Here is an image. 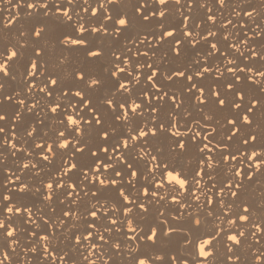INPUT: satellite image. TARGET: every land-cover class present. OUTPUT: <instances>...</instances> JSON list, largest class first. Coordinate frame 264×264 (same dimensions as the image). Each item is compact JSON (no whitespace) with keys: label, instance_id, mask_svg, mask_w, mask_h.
I'll return each mask as SVG.
<instances>
[{"label":"snow or ice","instance_id":"obj_1","mask_svg":"<svg viewBox=\"0 0 264 264\" xmlns=\"http://www.w3.org/2000/svg\"><path fill=\"white\" fill-rule=\"evenodd\" d=\"M215 2L220 9H225L228 0H215ZM78 3H81L83 7L77 11L75 9ZM170 3L172 7L178 6L176 10L182 16L180 24L183 25V30H180L178 26L170 28L165 23L168 19V13L171 11ZM50 4L54 5L56 9L54 12L49 11ZM208 4L209 0H201L198 5L199 9L206 10L204 23L208 25L207 31L201 29L199 33L196 29L200 28V25L194 21L190 23V14L185 15V12L189 13V10L193 8L192 0H188L186 8H184V0L183 2L182 0H138V7L135 8V15L132 18H125V15L117 13L119 18L115 19L109 12L108 6H126V0H99L95 6H93L92 0H43V2L41 0H27L26 3L23 0H17V3L12 6L13 9L17 5L19 8L25 7L28 10L25 12V16H36L37 11L43 9V17L47 18V22L32 25L28 29L27 35L23 30L19 31V36L25 37L26 35V39L23 43L21 40L15 42L18 49L14 50V46L7 47V55L0 51V75L8 77L10 74L9 62L18 57L22 58L25 52L31 49L26 75L21 74L27 85L23 92L25 98H20L21 92H15L11 96L0 95V105L12 102L18 106V110L12 116V126L9 127L8 132H5L4 127H0V136L4 137L0 139V148L7 146L15 156L22 152L23 144L26 143L27 138L31 137L35 142L34 134L37 127L29 128L25 124V120L29 113L34 116L43 114L39 123L45 125L47 122L48 128L49 121H58L63 127L55 130V137L50 138L51 143H49V139H41V142L36 144V147L42 150L38 156L40 160H49V156L45 153H51L53 160L57 156L67 157L69 153L72 157L71 163L69 159L62 161L59 169L62 175L59 178L52 180V182H42L44 187L50 190L45 193L47 199L53 200L57 190L66 187L67 182L64 177L71 180V176L76 172L82 174L81 183L72 185V192L64 191L63 195L66 198H70L75 193L77 197L82 199L89 192L93 197H97V192L108 191L109 189L118 193V203L112 207L111 215H109L108 209H105L101 215H97L104 207L97 197L96 203H93L86 210V227L79 235L73 233L72 252L79 250L82 260L87 261L88 264H94V261L90 259L94 253L99 255V259L95 258L96 260L104 259L101 243L92 244L90 242L93 237L98 242H102L103 245H107L109 241L105 239V234L107 233L109 237L112 236L113 232L120 234L122 227L125 233L123 239L131 241L135 245L134 247H126V251L130 253H136L141 244L156 245L159 243V246L163 248L162 245L170 244L173 241L172 237L176 236L181 237L177 240L176 246L179 256H186L187 253L194 260L199 258L197 264H212L213 248L218 251L220 245L218 237H221L222 234L224 246L229 253H233V245L240 247L241 238L245 237L246 234L245 227L249 231L252 228L256 229L255 232L251 231L249 238L255 237L256 243H260L257 239V233L264 234V227H262L264 226V219L258 223L254 222L250 205L247 202L243 204L237 202L240 199L238 190L243 188V182L245 180L252 181L253 177L264 169V143L261 142L264 138V129L259 124L253 127V121L250 119L254 109H262L260 113L264 114V100H258L253 95H249L248 90L244 87L242 76L247 77L248 83L260 86V93L264 94V70H256L252 66L246 68L240 66L236 61L238 58H242L245 65H249L257 59L264 62V47L259 51L249 47L250 41L264 34V29L253 28V36H249L248 32L244 31L245 38L238 40L240 32L237 34L229 31V25L236 28L233 19L224 18L220 21V26L225 30L222 39L227 43V49L231 51L233 58L228 59L227 63H223V67L220 63L213 64L209 57H216L217 53L224 57L227 52L217 47V42H210V40H216V31L213 26L217 24V15L210 14L213 10ZM0 5H12V0H0ZM61 5H65L63 10H61ZM153 5L156 6V10H151ZM181 8L184 10L181 11ZM100 10H103V16H100ZM233 12H236L235 7ZM254 12L256 11L245 12L244 16H252ZM14 19L15 16L8 21V25ZM133 19L144 28L153 30L137 33L138 40L129 39L119 48L108 47L107 45L109 43L112 45V42L107 41L106 37L122 36L125 31L133 27ZM209 22L211 23L209 24ZM261 23L264 24V20ZM50 24L64 29L55 42L49 39ZM8 25H5L3 17L0 20V32H3ZM108 25L111 27H106ZM244 25L245 23H240V30L244 29ZM190 26L194 30H189ZM157 28L159 30H156ZM201 32H206V34L201 35ZM229 35L234 36V39L230 40ZM30 36L31 40H29ZM44 41H47V44L42 46ZM201 41L208 45L207 54L202 59L194 61L191 67L185 65L183 68L169 69L165 75L164 70L160 69L153 59L156 52L165 44L169 46L166 57L178 59L184 55L186 45L191 44L193 48H196ZM57 44L61 48L59 53L56 52ZM130 44L133 47H130ZM241 45L244 47L241 48ZM141 46H144L146 50H140ZM77 52L83 53L87 65L99 64L102 71L93 73L86 69H73L68 73L70 83H65L61 72H66L71 67L69 56ZM130 53L131 55H129ZM245 53H250V55L246 56ZM50 54L59 71L52 70L49 65L48 57ZM142 57L145 58L143 60L146 62H140ZM66 61H68L67 64ZM132 61H136L135 65ZM210 62L211 66H209ZM145 73L147 74L145 75ZM229 73H231L230 77L234 78L232 81L225 80L223 85L217 83L216 86L207 89L201 86L202 81L206 78L210 77L214 81H221L222 78L229 76ZM158 78L161 82L165 79L169 81L167 87L163 83L158 86L156 82ZM33 79L36 82L30 83L29 81ZM142 79L144 81L142 94L136 96L133 89L141 84ZM108 81L111 82V87L108 86ZM178 83L182 85V88L174 93L171 90L172 86ZM237 85L240 87H236ZM148 86H150L151 91L148 90ZM3 87V84H0V94L3 93ZM106 89L107 91H105ZM194 93L195 95H193ZM94 96H98L97 101H93L92 97ZM29 101L32 102L29 103ZM186 101L191 102L192 107L202 112L209 105L215 109L214 112L204 113L201 119L206 121L205 123L197 122L200 130H203V135L198 130L192 132L188 138L193 144H196L201 153L198 168L193 177L196 184H200L205 178L212 179L213 173L221 164L227 165L229 172H231V178L223 181L222 187L215 194L216 197L222 195L223 199L217 198L213 201L215 205L220 207L221 211L217 213L214 207H209V201L213 200L212 197H207L203 202L204 207H209L207 217L220 219L222 216L227 221L228 226L221 229L220 225H216L215 230H207L204 225L211 223V221L203 213L180 212L178 208L176 211L179 212V215L171 219L158 218L155 225L142 227L138 222H135L136 218L146 216L149 214L151 206L165 199L155 190L156 187H164L163 183L157 181V176L162 179L167 178L165 183L169 185L168 190L177 192V195L181 194V190L186 194L185 198L196 195L193 185L188 183L187 176L183 175L182 172L174 174L176 173L175 168H169V165L159 155H153L152 152L147 151L150 140L165 134L168 139L172 140L168 146L171 152L180 155L187 150L186 142L180 137L188 135L191 129L180 131L182 126L176 119V117H180L182 112H186ZM245 101L248 104L246 108ZM160 102L168 106L169 115L172 119H161L158 112V109L162 107ZM37 109L40 111H36ZM181 109L183 110L181 111ZM85 110H87L86 113ZM224 112H227L228 115L224 117V123L221 125L217 114ZM106 113L111 114L113 121L111 125L106 124ZM85 115L90 119H86ZM6 122V115L0 114V123ZM21 124H24L23 136L17 139L19 136L17 126ZM213 124L225 128L226 139L218 145L213 143V134L218 130L217 127H213ZM173 128H176L177 131L174 132ZM208 128L211 131H204ZM125 129L127 132L124 131ZM92 131H95L97 137L95 147L88 143V137ZM9 136L11 140L8 139ZM15 141H19L21 146L17 147ZM237 142L239 147L233 151L232 145ZM258 142L261 145L259 148L256 147ZM141 144L144 145V153L149 159H145V155L139 154L141 149L139 145ZM70 147L71 151L69 150ZM217 149L220 154L219 161L215 158ZM129 153H135L132 163L128 162L129 156L127 154ZM23 154H27L26 149L23 150ZM77 154L79 157L87 156L91 163L86 168H80ZM4 159L5 157L0 153V164H3ZM137 161L143 162L145 171L149 173L147 177H144L143 172L138 175ZM153 161L156 162L155 171L152 168ZM209 161H213V163H208ZM29 163L31 161L24 164V169L29 168ZM32 167L35 168L36 165L33 164ZM18 169L19 173L23 171L19 166ZM245 170H247L246 176ZM19 173L11 172L6 168L3 169V175L7 179L0 188V208H3L0 230L5 229L6 222L13 217H23V225L36 223L35 212L29 209L26 204L18 203L22 195L33 190L31 185L23 182ZM36 174L33 173V175ZM141 177L148 180L149 183L140 184L142 193L138 190V194L132 196L131 189L140 183ZM196 177H200V179H196ZM81 185L88 191L82 193ZM215 186L214 181L211 185L206 183L201 194L211 191ZM126 187L129 192L128 195L125 194ZM36 191L39 192L40 189H36ZM12 193L18 194L16 202H12ZM149 197L150 199H148ZM153 197H157V199L153 200ZM196 199L199 201V197ZM69 202L75 203L72 200ZM170 203L184 206L183 201L175 197ZM4 204H7V207H3ZM97 204L100 206L97 207ZM188 207L191 208L192 205L188 204ZM233 208L236 210L230 213L229 210ZM257 210L264 214V200L256 204ZM69 214L75 218L76 210L68 207L63 211L60 217L62 225L64 224V217H68ZM159 215L165 217L163 212H160ZM87 217H91V219H87ZM169 220L175 222V226H171ZM98 221L104 222L102 230L101 224L97 223ZM44 223L47 224L48 221L44 220ZM91 229H95L96 233L94 234ZM233 231L238 232V235L232 234ZM27 234L36 237L35 243H32L28 251L35 254L38 247L43 250L41 264H44V261H48V264H57V261L60 264H67L65 259L69 256L67 251L59 256L53 255L51 258L44 255L45 252L49 251V247L41 244L40 241H47L50 245L49 234L38 237L37 232L28 231ZM21 236L20 224H17L16 227L8 224L7 230L0 235V239L12 238L8 243V248L15 252L16 248L19 247V239L14 237ZM137 238H139L140 243H137ZM14 245L16 247H13ZM111 248L118 252L121 245L119 242H113ZM85 249H87V255H83ZM189 249L191 252L187 251ZM193 252L194 255H192ZM24 253L27 255L26 252ZM0 256L3 257L0 259V264H5V261L10 259L3 248H0ZM261 257H264V252L256 256V260ZM151 258L157 262H162L165 259L163 255H153ZM168 259L171 264H177L176 255H170ZM233 259L236 260V258L229 257V261ZM106 261L109 260L106 259ZM142 262L149 264V260L143 258L138 259L136 264H142ZM73 264L76 262L73 261ZM180 264H188V261L181 259Z\"/></svg>","mask_w":264,"mask_h":264},{"label":"bare ground","instance_id":"obj_2","mask_svg":"<svg viewBox=\"0 0 264 264\" xmlns=\"http://www.w3.org/2000/svg\"><path fill=\"white\" fill-rule=\"evenodd\" d=\"M23 2H27V0H23ZM43 2V0H41ZM93 6H95L96 3L99 2V0H92ZM183 2V0H182ZM201 2V0H192L193 8L192 10H189L188 12H185V15L190 14V23L194 21L195 23L200 25V28H197L196 31L199 33L201 29H204L207 31L208 25L204 23L205 19V11L199 9L198 5ZM262 2L264 0H228L227 7L225 9H220L219 6L216 4L215 0H209L208 6L212 8V15H217V24L214 27V30L216 31V40H210V42H217V47H220L222 51H226L227 54L224 57H221L219 53H217L216 57H209V60L212 61L213 64L220 63L221 67H223V63H227L228 59L233 58V54L230 50L227 49V43L223 41L222 37L225 34V30L220 26V21H222L224 18L233 19V23L236 24V28H233L231 25H229V31L231 33H237L240 36L239 39H244L243 32L247 31L249 36H253L254 33L252 31L253 28H257V30L264 29V24L261 23L262 20H264V5H262ZM17 3V0H12V5H0V20L4 17V23L5 25H8V21L12 19V17L15 16V19L12 20V23L4 28L3 32H0V51L4 53V55H7V51L5 50V45L7 47L14 46V50L18 49V45H15V42L17 40H21V42H24V39H26L27 31L29 28L32 27V25H40L47 22V18L43 17V9H39L37 11L36 16H25V12L28 11L25 7L19 8V5L15 9L12 8L13 5ZM188 0H184V8L187 7ZM65 5H61V10H63ZM83 7L81 3H78L76 5L75 10H80ZM138 7V0H126V6L124 5H109V12L113 15V18H119L117 13L125 15V18H132L135 15V8ZM176 7H172L170 3L171 11L168 13V19L165 21L166 25H168L170 28L172 26H178L180 30H183V25L180 24V21L182 20V16L180 12L176 10ZM235 7V11L233 12V8ZM5 8V9H4ZM184 8H181V11L184 10ZM4 9V10H2ZM56 9L54 5H49V11L54 12ZM151 10H156V6L153 5ZM256 12L253 13L252 16H244L245 12L253 11ZM218 12V13H217ZM220 12V13H219ZM100 16H103V10H100ZM145 14H147L145 12ZM245 23L244 29L240 30V23ZM211 22H209L210 24ZM22 27L26 29V35L25 37H20L18 35V32L20 31V28ZM106 27H111V25H108ZM64 29L62 27H58L54 24L49 25V39H51L53 42H55L60 35V32ZM153 29L149 28L146 29L142 25L138 24L135 19H133V27L129 30L125 31L122 36L119 37H106L107 41L112 42V45L109 43L107 46L111 47L113 49L119 48L124 43L127 42L129 39H137L138 35L137 33H143L145 31H151ZM156 30H159L158 28ZM174 31L176 29H173ZM189 30H194L191 26ZM24 31V30H23ZM52 33L55 35L53 36ZM178 34V32H177ZM206 34V32H201V35ZM11 35L13 36L11 40H2L3 36ZM8 37V36H7ZM9 39V38H8ZM31 36L29 37V40H31ZM229 39H234V36L229 35ZM238 42V41H237ZM45 45V42H42V46ZM130 47H133V45H129ZM27 47V46H26ZM168 45L165 44L164 46H161L159 51L156 52L155 57L153 59L156 61V65L164 70L165 75L167 73V70L173 69V68H183L185 65H188L189 67L192 66V63L196 60L202 59L208 51V45L201 41L199 45H197L196 48H193L191 44L186 45L184 55L178 59H172L171 57H166V53L168 50ZM244 45H241V48H243ZM249 47L256 48L258 51L264 47V34H262L260 37H257L250 41ZM140 50H146L144 46H141ZM24 51V50H20ZM61 51L60 46L57 44L56 52L59 53ZM111 51V50H109ZM31 49H28L27 52L22 56V58L14 59L13 61L9 62L10 69H9V76L3 77L0 75V84H3V93L0 95H13L15 92H21L20 98H25L23 95L24 89L27 87L26 83L23 80V76L26 75L27 72V66H28V56L30 55ZM68 55V54H65ZM131 55V53L129 54ZM246 56L250 55V53H245ZM145 58H141L140 62H146L143 60ZM49 65L52 67V70L59 71L58 68L55 67L54 59L51 57V54L48 57ZM69 60L71 61V67L67 69L66 72H61L62 79L65 83H70V80L68 79V73H70L73 69H86L88 71H91L93 73H99L102 71L99 64L97 65H87L85 63L84 55L83 53H73L69 56ZM68 61H66V64ZM119 63V62H117ZM133 65H135L136 61H132ZM236 63H238L240 66L249 67L252 66L256 70H264V62L259 61V59L252 61L251 64L245 65L242 62V58H238ZM121 66H123L121 64ZM211 66V62L209 64ZM155 67V65H154ZM133 74L135 75V71L133 69ZM147 73H145L146 75ZM229 76H226L225 78H222L221 81H214L210 77L206 78V80L202 81L201 86L205 89L216 86L217 83L220 85H223L225 80L232 81L234 78L230 77L231 73L228 74ZM12 77H15V79H12ZM130 80V78H128ZM244 80V87L248 90V93L250 96H254V98L258 100H264V94L260 93V86L250 84L247 82V77H243ZM30 83H35V79L32 81H29ZM158 86L163 83L165 87L169 84V81L166 79L162 82L158 78L157 81ZM108 86L111 87V82L108 81ZM144 81L141 80V84L138 85L135 89H133L134 94L136 93V96H141L142 94V85ZM236 87H240L237 85ZM182 88V85L179 83L172 86V91L178 92ZM148 90L151 91L150 86H148ZM154 90V89H153ZM219 90V89H218ZM107 91V89L105 90ZM195 95V93L193 94ZM234 95V93H232ZM39 98V97H38ZM93 101L98 100V96L92 97ZM32 101H29V103ZM139 102V101H138ZM43 103V102H42ZM162 107L158 109V112L161 116V119H172V117L169 115V108L166 105L167 101L164 104L163 102H160ZM248 106L247 101H245V108ZM185 108L186 112H182L180 117H176L177 120H179L180 131H184L186 129H191L190 132H188V135H182L180 138L184 140L187 144V150L183 151L182 154L177 155L176 153H173L169 150V145L172 143L171 139H168L166 134L160 135L156 138H153L150 140L149 145L147 147V151L152 152L153 155H159L161 159H163L168 165L169 168H175L176 173H181L188 177V183L192 184L195 189V196H186V194L181 190V194L177 195V192L169 191V185L165 183V179H162L161 177L157 176V181L159 183H163L164 187H156V191L165 197L163 201H160L158 204H154L149 209V214L143 217H137L135 222H138L142 227L147 225H155L158 222L159 219H171L172 217L179 215V212L176 211V209L179 208L180 212H195V213H203L205 217H207V213L209 212V207H214L216 209V212L219 213L221 211L220 207L218 205H215L213 201L217 198L223 199V196L216 197V193L219 191V189L222 187V182L226 179L231 178V172L228 170V166L225 164H221L220 167L216 169V171L213 173L212 179L202 180L200 184H196L195 180H193V177L195 176V172L198 168V162L201 158V153L199 152L198 147L196 144H193L189 140V136L192 134V132L200 130L199 123H205L206 121L202 120L201 118L204 116L205 112H214L215 109L209 105L208 108H206L203 112L192 107L191 102L186 101L185 102ZM18 110V106L15 105L12 102H7L3 105H0V114L6 115V123H0V127L5 128V132H8L9 127L12 126V116L14 115L15 111ZM183 109H181L182 111ZM36 111H40V109H37ZM262 109H254L253 114L250 116V119L253 121V127H256L257 124L260 125L262 129H264V114L260 113ZM87 110H85V113ZM84 115V114H82ZM228 113H218L217 118L220 120V124L223 125L224 123V117L227 116ZM43 118V114L40 116H34L31 115V113L27 114L25 124L29 128L37 127V131L34 134V137L36 139L35 142H33L32 138L29 137L26 140V143L23 144L22 152L17 153L15 156H13L12 152L7 148V146H4L0 148V153L3 154L5 157L3 164H0V188H2V185L4 181L7 179L6 176L3 175V169H8L11 172L19 173V168L23 169L22 172L19 174L21 175V178L25 184L31 185L33 187V190L31 192H28L27 194L22 195L18 203L26 204L29 209L35 212L34 219L36 220L35 224H29V225H23L22 220L23 217H13L11 220H8L6 222L5 229L0 230V235H2L3 232L7 230L8 224H11L13 227H16L17 224H20L21 226V237H14L19 239V247L16 248L15 252H13L11 249L8 248V243L10 242V239H0V248H3V250L9 255V260L5 261V264H41V260L43 257V250L42 248L38 247V250L35 254L28 251V248L32 246V243H35L36 237L34 236H28V231L37 232V237L39 235L49 234V239L51 240V244L48 245L47 241L41 240V244H45L49 247V251L45 252L44 255L51 256L53 255H61L63 252L67 251L69 252V256H67L65 259L67 261V264H73V261L76 262V264H88L87 261L82 260L81 252L77 250L76 252H72V240L74 237L73 233H76L79 235L84 228L86 227L85 223V217H86V210L93 204L96 203V198L99 197L100 204H103L104 207L101 208L100 213L97 215H101L105 209L109 210V215H111V209L112 207L116 206L118 201V193L114 192V190L109 189L108 191H102L97 192V197H93L91 193L89 192L88 195L83 196L81 199L80 197H77L75 193L72 194L70 198H66L63 195V192H72V185L74 184H80L82 179V174L80 172H76V174L71 176V180L68 179V177H64L66 183V187L62 189H58L57 192L54 194L53 200H48L45 193L49 192L50 190L46 189L44 187V184L42 182H52V180L59 178L62 173L59 171L62 165V161L64 159H69V162H72L71 153L67 157L65 156H57L54 160L52 159L51 153H45V155L49 156V160L43 161L40 160L38 157L40 150L38 147H36L37 143H40L41 139H49V143H51L50 138L55 137V130H59V128H62L63 126L59 124L58 121H49V127L47 128V122H45V125L42 123H39ZM86 119H90L87 115H85ZM150 119V117H149ZM105 121L107 125H111L113 123L111 114L106 113L105 114ZM213 127H217L218 130L216 133L213 134V143L214 144H221L225 141V128L219 127L215 124H213ZM24 131V124H21L20 126H17V134L19 135L17 139H20L21 136H23ZM127 132V129L124 130ZM173 131H177L176 128H173ZM203 135V130H200ZM204 131H211L210 128L204 129ZM250 131V129H249ZM47 134V135H45ZM44 136V137H43ZM3 136H0V139H3ZM202 138V137H201ZM9 140H11V137H8ZM259 141V138H258ZM97 142V137L95 131L90 132V135L88 137V143L89 145L95 147V143ZM115 142V141H113ZM262 143H264V138H262ZM17 147H20V142L15 141ZM261 145L258 142L256 147L259 148ZM141 149L139 150L140 155H145L144 153V145H139ZM211 147V145H210ZM237 147H239L238 142L234 143L232 145V150L234 151ZM27 150V154H23V150ZM155 149V151H153ZM72 150L71 147L69 149ZM63 151V150H61ZM129 156L128 162L132 163L135 153H129L127 154ZM211 155V154H210ZM79 157V154H77ZM215 158L217 161L220 160V154L219 150L217 149L215 152ZM145 159H149L145 155ZM29 163V168L24 169V164ZM80 168H86L90 163L91 160L87 156L79 157L78 160ZM155 161L152 162V168L153 171H155ZM208 163H213V161H209ZM35 164L36 167L33 168L32 165ZM136 166L135 164L133 165ZM137 167L139 169L138 175L140 172H143L144 177H147L149 173L145 171L144 164L142 161H137ZM242 167V165H241ZM30 169V170H29ZM234 171V169H233ZM33 173H37L36 175H33ZM245 176L247 175V170H245ZM123 175V173H122ZM14 178V177H13ZM119 179V178H117ZM196 179H200V177H196ZM215 182V188H212L211 191L205 192V194H201L202 191L205 189V184L211 185ZM135 183V181H134ZM149 181L141 177L140 183L136 185L135 188L131 189L132 196H135L138 194V190L140 193H142V189H140V184H148ZM17 187L19 185H16ZM9 187H12V185H9ZM36 189H40V191H36ZM82 193L83 191H88L87 188H84L83 185H81ZM79 190V189H77ZM95 190V189H93ZM151 190V189H150ZM240 193V199L237 203L243 204L244 202H247L251 209H252V219L254 222H260L261 219H264V214H261L256 211V204L259 203L261 200H264V169L261 170L260 173H258L256 176L253 177L252 181L245 180L243 182V188L238 190ZM125 194L128 195V189L125 188ZM13 201L16 202V199L18 198L17 193H12ZM181 199L183 201L184 206L181 207L180 205L176 203H170V201L173 200V198ZM196 197H199V201H197ZM207 197H212L213 200L209 201V207H204L203 202L206 200ZM131 198V197H130ZM122 199V198H121ZM147 199V197H145ZM150 199V197L148 198ZM157 197H153V200H156ZM75 201V203H70L69 201ZM100 204H97L96 206L99 207ZM188 204H191L192 207L189 208ZM51 205V207H49ZM199 205V206H198ZM3 207H7V204H4ZM72 207L76 210L75 218L72 217L71 214H69L68 217H64V224L62 225L60 223V217L62 216L63 211L68 208ZM236 209H230V213L232 211H235ZM160 212H163L165 214V217H160ZM0 218H3V208H0ZM87 219H91V217H87ZM211 223H206L204 227L207 230H215L216 225H220V228L223 229L224 227L228 226L227 221L221 216L220 219H214V217H207ZM44 220H47L48 223L45 224ZM97 223L101 224V230L103 229V221H98ZM110 225V221L108 222ZM203 223V221H202ZM169 224L171 226H175V222H172L169 220ZM122 227V226H121ZM264 227V226H262ZM48 231V233H47ZM93 233H96L95 229H91ZM245 231V237L241 238V245L240 247H237L235 245L232 246L233 253H229L227 251V248L224 246L223 243V234L221 237H218V240L220 241V245L218 246V251L213 248L214 251V257L212 258V264H264V257H261L259 260H256V256H258L261 252H264V234L257 233V239L260 241L259 244L256 243L255 237L249 238L251 236V231H256L255 228H252L251 231L247 227L244 228ZM249 231V232H248ZM52 233H55V235H52ZM214 234V232H213ZM232 234H237L238 232L233 231ZM125 233L122 231L120 234H117L113 232L112 236L109 237L107 233L105 234V239L109 241L107 245H103L102 242H98L95 237L90 241L92 244L101 243V252L104 253V259L96 260L95 258L99 259V255L94 253L93 257H90L94 261V264H136V261L138 259H148L149 264H171L168 257L170 255H176L177 256V264H180V260L184 259L188 261V264H197V260L192 259L191 255H188L186 253V256H179L178 254V248L177 246V240L181 239V237L173 236V241L170 244L162 245L163 248L159 246V243L156 245H145L141 244L139 250L136 253H130L126 251V247H134L135 245L132 244L131 241H125L123 239V236ZM226 239V238H225ZM113 242H119L121 245L120 250L117 252L116 250L111 248V244ZM87 243V242H85ZM137 243H140L139 238H137ZM231 243V242H229ZM83 244V241H82ZM13 247H16L15 245ZM54 247V248H53ZM106 250V251H105ZM207 250V249H206ZM191 252V249L187 250ZM27 255H25V253ZM83 255H87V249L84 250ZM153 255H163L165 257L164 261L157 262L153 260L151 257ZM194 255V252L192 253ZM23 257V259H21ZM111 257V259H110ZM229 257L236 258L229 261ZM0 259H3L2 256H0ZM108 259L109 261H106ZM44 264H48V261H44ZM57 264H60L59 261H57Z\"/></svg>","mask_w":264,"mask_h":264},{"label":"rangeland","instance_id":"obj_3","mask_svg":"<svg viewBox=\"0 0 264 264\" xmlns=\"http://www.w3.org/2000/svg\"><path fill=\"white\" fill-rule=\"evenodd\" d=\"M22 27H23V26H21L20 31H21V30H24V32H25V34H26V29H25V28L22 29ZM18 35H19V32H18ZM52 35L55 36L53 33H52ZM7 36H8V37H7ZM7 36H3L2 40H3V39H4V40H11L12 37H13V36H11V35H7ZM8 38H9V39H8ZM50 40H51V39H50ZM44 42H45V44H47V41H44ZM5 47H6V48H5V50H6V49H7V45H5ZM8 47H9V46H8Z\"/></svg>","mask_w":264,"mask_h":264},{"label":"clouds","instance_id":"obj_4","mask_svg":"<svg viewBox=\"0 0 264 264\" xmlns=\"http://www.w3.org/2000/svg\"><path fill=\"white\" fill-rule=\"evenodd\" d=\"M201 255H204V253H201ZM142 264H143V262H142Z\"/></svg>","mask_w":264,"mask_h":264}]
</instances>
